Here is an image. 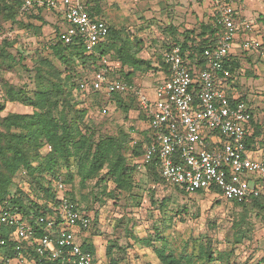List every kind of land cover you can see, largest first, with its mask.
<instances>
[{"label": "rangeland", "instance_id": "obj_1", "mask_svg": "<svg viewBox=\"0 0 264 264\" xmlns=\"http://www.w3.org/2000/svg\"><path fill=\"white\" fill-rule=\"evenodd\" d=\"M93 1L98 2L100 17L119 29L121 40H129L131 51H135L138 58L151 61V68L142 65L132 78L135 84L148 91L166 76L160 67L159 55L167 47L183 41L188 32L199 33L201 23H212L215 13L209 0ZM43 15L46 22L37 33L25 23L39 25V22L33 18L29 21L21 14L17 18L21 24L3 22L2 35L11 32L9 37L15 39L8 51L16 56V63L7 67L0 61V78L15 91L22 89L23 92L17 93L14 101L5 103L1 117L11 112L32 114L33 108L24 98L31 96L37 87L35 65L40 58L50 59L61 70L65 68L42 45L53 38L54 28L61 25V20L51 12H43ZM253 53H242L239 70L229 80L234 85L228 89L242 97L252 115L258 116L255 119L258 135L248 155L264 158V69L253 67ZM113 58L112 54L106 58L107 63L119 67L118 62L111 61ZM89 61L86 64L76 61L77 64L71 66L85 78L89 73ZM79 80L76 78V83ZM5 88L7 86L0 82V101ZM71 100L76 109H84L85 113L82 118L70 113L68 118L76 117L73 120L93 141L104 135L127 134L122 152L128 165H132L134 146L144 142L145 125L129 98H122L120 106L113 96L80 92L75 88ZM48 151L45 145L40 154L44 157ZM33 164L38 166V162ZM57 168L67 182V190L70 189L80 207L93 216L83 239L94 248L99 264H161L157 250L175 258L191 257V264H264V210L249 202L241 206L215 193L185 194L152 171H133L128 190L109 194L111 184L97 183V179L82 183L72 158L67 163L60 162ZM46 175L44 171L30 175L19 170L14 182L22 193L32 197L33 189L42 192ZM204 252L212 256L210 262H206ZM184 262L187 263L185 259Z\"/></svg>", "mask_w": 264, "mask_h": 264}, {"label": "built area", "instance_id": "obj_2", "mask_svg": "<svg viewBox=\"0 0 264 264\" xmlns=\"http://www.w3.org/2000/svg\"><path fill=\"white\" fill-rule=\"evenodd\" d=\"M209 1L215 11L216 32L213 46L201 54L203 67L190 64V50L182 52L174 45L164 53L168 76L148 91L109 76L107 59L101 55L100 66L90 70L78 86L82 92L97 91L104 96H136L148 118L150 135L142 155L134 160L138 171L153 164L166 183L187 193L201 190L226 201H249L264 196V158L248 155L252 112L245 100L228 89L240 0ZM33 7L61 15L64 43L77 41L86 51L96 53L107 37V21L91 15L84 0H22L20 14ZM241 25L247 34L239 45L241 50L264 57V27L247 19ZM52 190L54 202L37 216L23 215L7 203L0 206V232L6 235L0 245L11 243L13 248L2 264H97L96 254L82 248L93 216L68 196L61 176L53 181Z\"/></svg>", "mask_w": 264, "mask_h": 264}, {"label": "trees", "instance_id": "obj_3", "mask_svg": "<svg viewBox=\"0 0 264 264\" xmlns=\"http://www.w3.org/2000/svg\"><path fill=\"white\" fill-rule=\"evenodd\" d=\"M84 2L86 9L91 15L100 16L101 12L98 2L93 0H84ZM21 3L22 0H0L1 35L3 33V22L9 21L11 25L15 22L21 24L19 20L17 21L20 15ZM43 12L48 11H45L41 7H33L28 12L21 14L22 17H28L29 21L33 18L39 22V25L30 22L25 23L35 33L39 32L41 26L46 22L43 18ZM54 14L61 20L59 13ZM213 24V22L201 23L199 33L192 35V32H188L189 35H186L183 41L174 44L179 45L182 52L186 49L190 50L188 59L190 64L195 63L196 67L204 66V60L201 54L205 48L211 47L214 44L216 27ZM54 31L53 38L44 42L42 45L46 49V52L48 54L50 53L65 68L61 70L50 59L45 57L40 58L37 65H35L37 87L31 96H25L24 98V101L32 106V114L27 115L11 112L5 116H0V206L6 205L7 203L17 208L23 215L34 214L37 216L46 211L49 204L54 202L55 195L52 190V183L58 176L62 177L57 167L60 162L67 163L71 158L76 162L77 174L82 183L88 179H97V183L102 182L105 185L111 184L113 187L108 192L109 194H113L114 191L128 190L131 187L132 172L138 171L134 160L140 158L143 145L150 141L149 130L146 126L144 130V142H140L141 144L139 143L134 146L133 163L132 165H128L126 156L122 152L127 134L116 136L104 135L97 141H93L91 136L83 133L79 125L73 120L76 117L73 118L70 116L68 118V115L70 113H76L77 116L82 118L85 113L84 109H76L74 106L75 103L71 100L72 90L76 88L80 91L78 83H76V78L81 80L84 77L79 72L76 73L73 70L72 66L76 61L86 64L90 60V71L100 66L101 55L110 58L112 54L114 58L111 61L118 62L119 67L115 68L107 63L106 68L109 76L127 83H134L132 78L135 72L141 69L142 65L151 68V61L138 58L136 52L131 51L132 47L129 40H121L119 29H115L109 23L107 37L105 41L96 47V53L86 51L83 45L77 41L69 44L64 43L61 39V26L55 27ZM2 36L0 39V61L7 64V67H11L16 63V56L12 55L8 51V48L14 45L15 39L9 37L7 33ZM118 40L120 41L119 44H117ZM174 45L167 47L164 53L169 51ZM164 53L159 55V63L165 72L166 78L168 76V65L164 62ZM111 61L109 60V62ZM126 67L130 68V70H126ZM228 67L231 74L239 70V64L236 60H232ZM68 68L72 69L68 70ZM63 73L65 74L63 75ZM0 82L1 85L7 86L3 99L0 101V112H2L5 108V103L14 101L17 93L23 91L22 89L15 91L2 78H0ZM86 93H96L103 96L102 93L97 91H89ZM110 96L116 98L120 106L123 102L122 98H129V101L137 108L139 118L148 124V118L139 108L135 95L113 93ZM240 99L243 98L240 97ZM251 124L253 126V132L247 139V147L249 148L256 141L255 139L259 130L253 116ZM45 145L48 146L49 151L43 157L40 154V149ZM34 162H38V166L35 167ZM19 170L27 171L30 175H33L35 171L46 172L48 175H46L42 183V192L33 189L32 197L22 193L21 189L14 182V176ZM145 171H152L158 175L153 164H149ZM158 177L163 180L159 175ZM71 179L69 178L68 181H71ZM62 181L67 185L63 177ZM173 186L185 194H191L176 185ZM67 194L72 200L78 203L70 189L67 191ZM195 194L203 195L205 192L199 190ZM229 202L241 206H247L246 202H249L251 206L264 210V196L254 197L249 201ZM81 210L87 212L83 208ZM1 238H6L4 231L0 232ZM82 248L95 254L94 248L85 239L82 243ZM12 253L13 248L11 243L0 245V264L3 263L5 257H10ZM204 253L206 255V262H210L212 256L209 252ZM156 255L161 264H185L184 259L187 262L186 264H191V257L188 256L175 258L172 254L164 253L162 250H157ZM97 264H99L98 259Z\"/></svg>", "mask_w": 264, "mask_h": 264}, {"label": "crops", "instance_id": "obj_4", "mask_svg": "<svg viewBox=\"0 0 264 264\" xmlns=\"http://www.w3.org/2000/svg\"><path fill=\"white\" fill-rule=\"evenodd\" d=\"M238 11H237V20H238V28H239V32L238 35L235 39V43L233 45V47L230 50V60H236L237 62L239 61V59L241 57H243L244 54L243 51L240 48V43L242 41L243 38H245V36H247V34H245L242 31V25H241V21L243 19H247L250 21H256L257 24L263 28L264 27V0H240L238 2ZM257 34V33H256ZM255 33L251 34V35H256ZM258 36V35H257ZM254 52V51H251ZM246 53V52H244ZM239 57V58H238ZM252 63H253V67L255 68H261L264 69V57L261 56L258 52H254L253 56L251 57ZM230 86H233V84H229ZM253 119H258V116L252 115ZM256 121V120H255ZM145 126H144V130L146 129L147 123L146 122H142Z\"/></svg>", "mask_w": 264, "mask_h": 264}]
</instances>
